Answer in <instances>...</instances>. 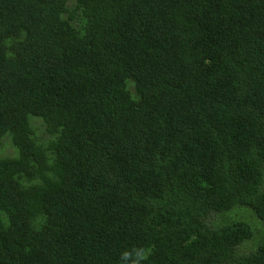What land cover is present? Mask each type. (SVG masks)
<instances>
[{"label":"trees","instance_id":"16d2710c","mask_svg":"<svg viewBox=\"0 0 264 264\" xmlns=\"http://www.w3.org/2000/svg\"><path fill=\"white\" fill-rule=\"evenodd\" d=\"M5 145L0 264H264V0H0Z\"/></svg>","mask_w":264,"mask_h":264},{"label":"rangeland","instance_id":"374dc122","mask_svg":"<svg viewBox=\"0 0 264 264\" xmlns=\"http://www.w3.org/2000/svg\"><path fill=\"white\" fill-rule=\"evenodd\" d=\"M39 124L42 125L41 122H39ZM14 154H15L14 149L12 147H10L9 145H7V146L5 145V147L0 150V157H3V156H13Z\"/></svg>","mask_w":264,"mask_h":264}]
</instances>
